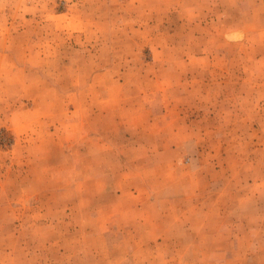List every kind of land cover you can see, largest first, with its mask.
<instances>
[{"label":"rangeland","instance_id":"obj_1","mask_svg":"<svg viewBox=\"0 0 264 264\" xmlns=\"http://www.w3.org/2000/svg\"><path fill=\"white\" fill-rule=\"evenodd\" d=\"M0 264H264V0H0Z\"/></svg>","mask_w":264,"mask_h":264},{"label":"crops","instance_id":"obj_2","mask_svg":"<svg viewBox=\"0 0 264 264\" xmlns=\"http://www.w3.org/2000/svg\"><path fill=\"white\" fill-rule=\"evenodd\" d=\"M232 130H234V129H232ZM259 142V141H258ZM258 144V143H257ZM254 147H255V145H253Z\"/></svg>","mask_w":264,"mask_h":264}]
</instances>
